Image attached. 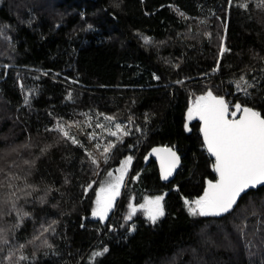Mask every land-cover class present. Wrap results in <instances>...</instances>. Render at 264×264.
<instances>
[{
    "label": "trees",
    "instance_id": "trees-1",
    "mask_svg": "<svg viewBox=\"0 0 264 264\" xmlns=\"http://www.w3.org/2000/svg\"><path fill=\"white\" fill-rule=\"evenodd\" d=\"M209 90L264 116V0H0V264H264V186L190 212L218 179L188 118ZM160 145L182 156L170 183ZM122 167L103 223L96 194ZM157 196L152 223L140 205Z\"/></svg>",
    "mask_w": 264,
    "mask_h": 264
},
{
    "label": "snow or ice",
    "instance_id": "snow-or-ice-1",
    "mask_svg": "<svg viewBox=\"0 0 264 264\" xmlns=\"http://www.w3.org/2000/svg\"><path fill=\"white\" fill-rule=\"evenodd\" d=\"M242 6L247 7V5ZM180 14L183 15V13ZM150 42V39L145 38V43ZM224 51H227V49L221 50V56ZM157 79L159 78L157 77ZM243 85L240 82H235L237 89L244 91L245 95H250L246 90V87L250 86L248 82L244 81ZM69 99H71L70 95ZM233 109L231 116L235 117L237 113H241L239 119H229V106L225 99L215 96L209 90L206 95L197 97L192 108L188 111L189 120L198 118L203 122L204 142L209 153L215 157L214 171L219 176L215 183L209 181L203 196L193 202L195 207H190V212L193 215L221 216L229 213L236 205L242 192L248 188L264 185V116L259 111L242 106L239 103L233 105ZM105 119L111 120L113 118L105 117ZM97 127L103 128V125L97 124ZM114 127L117 131L109 130L111 136H117V132L123 131L120 124H115ZM56 130L63 137L70 139L73 144L79 143L75 137L69 136V132L65 131L64 125L58 124ZM123 135L126 136L128 133L123 132ZM117 139L122 142L120 137H117ZM80 146L83 147V145ZM110 147H115V145H110ZM107 150L106 148L105 151ZM154 151H163L168 157L167 166H165V158L161 157L164 179H167L179 158L175 152L168 148L155 149ZM88 155L91 159V154L88 153ZM131 159V157H128L123 161V164L127 166L130 164ZM92 163L97 164V161L92 159ZM118 171L121 173L120 176L115 181L106 183L96 194L97 207L92 213L93 216L105 219L107 212L114 206L116 197L120 194V188L123 185L125 168L122 167ZM107 175L111 177L112 173L108 172ZM162 200L163 196H157L140 205V208L144 210L148 220L152 223H155L158 217L164 214L161 205ZM185 203L188 204L189 202L185 201ZM135 212L136 208L133 207L132 213ZM130 218L131 216H129ZM0 242L8 244V240L2 234H0ZM107 251L108 249L105 247L103 252L92 253V256H101ZM8 259H11V257L9 256ZM20 259L24 260L26 257L21 256ZM92 264H94V261Z\"/></svg>",
    "mask_w": 264,
    "mask_h": 264
},
{
    "label": "water",
    "instance_id": "water-1",
    "mask_svg": "<svg viewBox=\"0 0 264 264\" xmlns=\"http://www.w3.org/2000/svg\"><path fill=\"white\" fill-rule=\"evenodd\" d=\"M228 104V103H227ZM228 106H229V113H230V115H229V119H233L232 118V116H231V108H230V105L228 104ZM251 108V107H250ZM255 110V109H254ZM241 113H240V115L238 116V117H236L235 119H239L240 117H241ZM202 128H203V122L201 121V127H200V129H201V134H202V137H203V132H202ZM203 140H204V137H203ZM205 143V142H204ZM205 147H206V149H207V145L205 144ZM165 148H168V149H171L173 152H175L176 153V156L179 158L178 159V162H177V164H176V166H175V168L172 170V172H171V174L168 176V178L167 179H164V174H163V170H162V167H161V157H164L165 158V166H167V163H168V157H167V155L163 152V151H161V152H155L154 150L155 149H165ZM208 151V150H207ZM208 153H209V151H208ZM209 155H210V157L214 160V164H215V157L214 156H212L211 155V153H209ZM148 158H153L157 163H158V165H159V169H160V173H161V177H162V180L165 182V183H170V182H172L175 178H176V176H177V173H178V171H179V169L181 168V166H182V156H181V154L179 153V151L175 148V147H173V146H170V145H160V146H155V147H153V148H151L150 149V151H149V154H148ZM217 174V173H216ZM217 177H218V179H219V176H218V174H217ZM217 179V180H218ZM216 180V181H217ZM216 181H214V183L216 182ZM262 186H264V185H259V186H256V187H253V188H248L247 190H245L244 192H242L241 194H240V196L238 197V199H237V203H236V205L233 207V209L237 206V204L239 203V201H240V199L243 197V195H245L246 193H248L250 190H252V189H258L259 187H262ZM124 189H125V183H123V185H122V187L120 188V194L124 191ZM111 214V213H110ZM110 214L109 215H107V217L105 218V219H103V223H106L107 222V219L110 217Z\"/></svg>",
    "mask_w": 264,
    "mask_h": 264
},
{
    "label": "rangeland",
    "instance_id": "rangeland-1",
    "mask_svg": "<svg viewBox=\"0 0 264 264\" xmlns=\"http://www.w3.org/2000/svg\"><path fill=\"white\" fill-rule=\"evenodd\" d=\"M109 181H114L113 179H108V180H106V181H104L102 184H101V186L99 187V190H100V188L101 187H104L105 185H106V183H108ZM99 190H98V192H99ZM114 204H115V202H114ZM96 204H95V209H96ZM112 209H114V206L111 208V210H109L108 212H107V215H109L113 210ZM107 215H106V217H107Z\"/></svg>",
    "mask_w": 264,
    "mask_h": 264
},
{
    "label": "flooded vegetation",
    "instance_id": "flooded-vegetation-1",
    "mask_svg": "<svg viewBox=\"0 0 264 264\" xmlns=\"http://www.w3.org/2000/svg\"><path fill=\"white\" fill-rule=\"evenodd\" d=\"M232 118H236V117H232Z\"/></svg>",
    "mask_w": 264,
    "mask_h": 264
}]
</instances>
